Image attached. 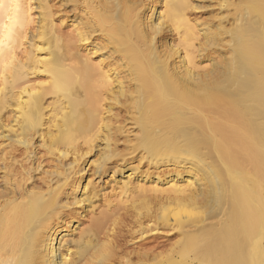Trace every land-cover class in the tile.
Masks as SVG:
<instances>
[{"label": "bare ground", "instance_id": "1", "mask_svg": "<svg viewBox=\"0 0 264 264\" xmlns=\"http://www.w3.org/2000/svg\"><path fill=\"white\" fill-rule=\"evenodd\" d=\"M19 3L0 264H264V0Z\"/></svg>", "mask_w": 264, "mask_h": 264}, {"label": "snow or ice", "instance_id": "2", "mask_svg": "<svg viewBox=\"0 0 264 264\" xmlns=\"http://www.w3.org/2000/svg\"><path fill=\"white\" fill-rule=\"evenodd\" d=\"M19 0H0V16L6 15L8 18V23L0 24V44H2L4 36L3 32H11L14 25L16 15L20 10Z\"/></svg>", "mask_w": 264, "mask_h": 264}, {"label": "rangeland", "instance_id": "3", "mask_svg": "<svg viewBox=\"0 0 264 264\" xmlns=\"http://www.w3.org/2000/svg\"><path fill=\"white\" fill-rule=\"evenodd\" d=\"M134 236V235H133ZM171 236V237H170ZM170 236H164V234H157V235H154V236H150V237H146L147 239H145L144 238V240H139V241H137L135 244H146V245H152L153 243H161L160 244V247H158V248H156V249H160V250H163V249H161V247L162 248H169L170 247V245H171V243L175 240V237L174 236H172V235H170ZM153 237H155V239L153 238ZM128 239H129V237H128ZM154 239V240H153ZM152 240V241H151ZM159 241V242H158ZM166 241V242H165ZM172 241V242H171ZM168 242V243H167ZM165 244V245H164ZM167 244V245H166ZM169 244V245H168ZM164 245V246H163Z\"/></svg>", "mask_w": 264, "mask_h": 264}]
</instances>
